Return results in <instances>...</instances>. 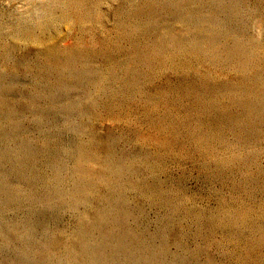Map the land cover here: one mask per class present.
Listing matches in <instances>:
<instances>
[{
    "label": "rangeland",
    "instance_id": "1",
    "mask_svg": "<svg viewBox=\"0 0 264 264\" xmlns=\"http://www.w3.org/2000/svg\"><path fill=\"white\" fill-rule=\"evenodd\" d=\"M0 264H264V0H0Z\"/></svg>",
    "mask_w": 264,
    "mask_h": 264
}]
</instances>
